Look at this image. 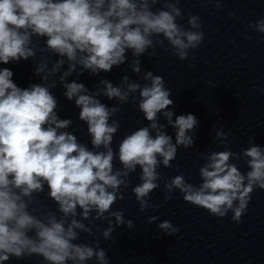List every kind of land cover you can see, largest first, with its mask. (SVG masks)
Segmentation results:
<instances>
[{
	"label": "clouds",
	"instance_id": "clouds-1",
	"mask_svg": "<svg viewBox=\"0 0 264 264\" xmlns=\"http://www.w3.org/2000/svg\"><path fill=\"white\" fill-rule=\"evenodd\" d=\"M179 3L0 0V64L31 58L35 61L34 75L41 81L21 88L9 68H0V264L34 255L44 264H110L99 239L92 244L77 241L81 233L94 235L93 229L108 241L116 227H134L123 211L112 209L124 199L121 189L129 187V177L138 167L140 182L132 192L139 211L162 206L150 203L151 193L162 180L158 169L172 168L178 149L195 145L199 121L194 114L175 115L171 89L162 76L152 71L142 73L141 57L156 55L155 49L167 41L172 55L183 61L189 58L190 50L204 42L198 14L188 16V28L177 22L184 18ZM214 3L217 9L222 7L221 0ZM248 27L264 34V18ZM129 52L133 58L129 68L137 75L142 73L143 84L128 75L118 85L101 79L94 90L76 80L68 81L73 74L81 76L85 71L95 76L109 72L125 64ZM54 56L57 59L53 60ZM58 84L64 97L80 109L78 119L87 126L91 147L69 131L71 119L59 117L53 93ZM100 97L116 103L108 106ZM130 100L147 124L126 134L114 150L113 138L121 126L116 117ZM159 116L174 130V139ZM228 135L217 129L215 139L224 144ZM203 158L198 186L187 182L182 173L163 179V203L178 190L184 202L203 208L209 215L224 218L231 212L232 221L241 222L252 193L264 190V147L250 139L249 147L239 154L225 148ZM240 158L247 164L246 173L232 162ZM45 187L59 215L38 212L40 201L36 197ZM157 219L149 216L148 223ZM96 220L107 221L108 226L101 229L92 223ZM157 227L166 235L179 232L169 220Z\"/></svg>",
	"mask_w": 264,
	"mask_h": 264
}]
</instances>
